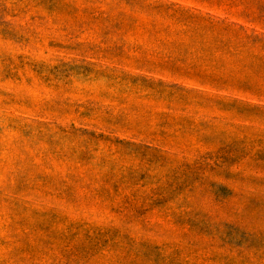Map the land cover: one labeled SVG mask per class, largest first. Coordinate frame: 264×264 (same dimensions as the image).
<instances>
[{
	"label": "rangeland",
	"instance_id": "1",
	"mask_svg": "<svg viewBox=\"0 0 264 264\" xmlns=\"http://www.w3.org/2000/svg\"><path fill=\"white\" fill-rule=\"evenodd\" d=\"M0 264H264V0H0Z\"/></svg>",
	"mask_w": 264,
	"mask_h": 264
}]
</instances>
